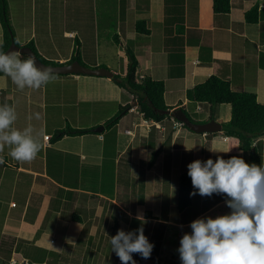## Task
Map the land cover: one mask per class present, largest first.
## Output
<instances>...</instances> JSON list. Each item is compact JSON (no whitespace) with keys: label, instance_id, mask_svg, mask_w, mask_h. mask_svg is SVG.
<instances>
[{"label":"crops","instance_id":"obj_1","mask_svg":"<svg viewBox=\"0 0 264 264\" xmlns=\"http://www.w3.org/2000/svg\"><path fill=\"white\" fill-rule=\"evenodd\" d=\"M255 6L259 21L251 24L246 13ZM8 7L20 47L33 43L41 56L58 64L78 55L87 67L108 69L121 78L132 66L131 53L137 78L164 82L165 103L175 110L190 111L195 104L188 91L211 76L230 82L237 92L248 87L264 104V0H231L228 14L215 13L213 0H8ZM139 23L146 32H139ZM66 25L75 27L66 30ZM114 76L54 75L40 89L21 90L0 73V104L15 105L14 126L22 130L31 124L42 145L31 161H17L8 147L0 149V264L12 258L38 264H122L111 251L110 238L120 229L141 227L137 214L147 221L144 232L155 245L151 257L160 258L167 226L190 229L198 218L231 211L224 196L184 220L177 198L180 177L191 162L240 155L246 161L249 154L237 139L223 132L168 130L173 116L160 122L161 129L146 127L144 121H156L144 117L138 95ZM253 78L250 87L247 81ZM128 105L119 122L106 128ZM195 106L194 114H204L196 121H208L210 108ZM220 108L214 120L223 124L231 117L223 120ZM36 112L41 119L34 118ZM100 126L103 133L54 140L60 130ZM253 147L264 162V136Z\"/></svg>","mask_w":264,"mask_h":264},{"label":"clouds","instance_id":"obj_2","mask_svg":"<svg viewBox=\"0 0 264 264\" xmlns=\"http://www.w3.org/2000/svg\"><path fill=\"white\" fill-rule=\"evenodd\" d=\"M0 73L21 90L40 89L54 79V69L37 67L33 56L25 58L18 50H0ZM34 118L41 119V114L34 113ZM17 119L15 105L0 104V149L8 147L17 161H31L42 145L31 124L22 130L14 126ZM187 167L194 188L191 195L226 194L231 211L191 222V231L182 236L178 248L182 264H264V162L249 164L243 156H217L215 160H195ZM136 219L141 227L120 229L110 238L111 251L122 264H137L134 253L149 259L155 247L145 235V218L137 214Z\"/></svg>","mask_w":264,"mask_h":264},{"label":"trees","instance_id":"obj_3","mask_svg":"<svg viewBox=\"0 0 264 264\" xmlns=\"http://www.w3.org/2000/svg\"><path fill=\"white\" fill-rule=\"evenodd\" d=\"M213 10L217 14H228L231 11V0H213ZM246 20L255 24L259 21L258 7H253L246 13ZM0 22L3 28V43L0 45V50L7 51L12 42L16 41L11 20L9 17L8 0H0ZM142 23L137 25L139 32H146L140 30ZM33 50L36 57L44 64L57 66L55 61H49L39 54L33 43L28 45ZM26 58V55H24ZM132 66L128 71L126 77L114 76V79L124 84L130 93L138 95V106L140 112L146 119L154 120L158 123L164 122L165 119H169L173 116V119L178 121L175 117L177 110L168 107L165 103L164 93L165 84L162 81H154L150 78L137 80L136 66L137 61L135 57L130 53ZM80 62L86 66L78 55L72 57L67 63ZM188 99L195 105L198 103L206 104L210 108V115L208 121H196L191 117V113L194 110L195 105L190 107V111L182 109L183 113L187 115L195 123H206L214 120L215 109L218 105H230L231 106V119L228 122L222 124L223 133L227 137L237 139L241 145V150L249 154L247 157L252 163L261 164L260 154L253 143L259 137L264 136V104H260L257 100V95L253 92H237L232 90L230 82L221 79L217 76L209 77L204 83L196 85L193 89L188 91ZM130 105L123 107L121 112L109 120L105 126L111 128L115 126L122 118V114L128 109ZM174 110L171 112V110ZM199 114V113H198ZM172 120V119H171ZM184 128H187L184 126ZM192 132V131H191ZM93 133V129L74 130L68 128L66 130H60L55 134L54 140L57 141L64 136H79L84 134ZM160 151L157 150L152 154L150 164L153 165ZM193 185L191 178L188 176V172L181 175L178 187L177 208L179 212H184L191 207L193 196ZM137 264H145V262L151 261L153 264H168L156 257H150L144 259L138 253L133 254ZM182 264L181 259L177 263Z\"/></svg>","mask_w":264,"mask_h":264},{"label":"rangeland","instance_id":"obj_4","mask_svg":"<svg viewBox=\"0 0 264 264\" xmlns=\"http://www.w3.org/2000/svg\"><path fill=\"white\" fill-rule=\"evenodd\" d=\"M28 13L30 14L29 18H31L32 14L30 13V10L28 11ZM17 18H20V13H18V14L16 13L15 19L17 20ZM1 25L2 24L0 23V29H2ZM74 27H75V25H66L65 28H66V30H71ZM16 28L18 30V25H16ZM34 32H35L34 30H32V31L29 30L28 33L29 34H34ZM60 65H67V64H60ZM142 78L146 79L144 77H142ZM253 82H255L254 78L253 79H249L247 81V83L249 84L248 86H250V87L254 86ZM244 88H245V90H248L247 92L253 91V90H249L248 87L244 86ZM239 92H241V91H239ZM220 106H221L220 109H223L222 110L223 111V113H222L223 120H227L228 118L231 117V106L230 105H220ZM194 113H196V108L195 107H194L193 112L190 114L191 117L193 118V120H197V119L201 118L202 114H203V113L201 114L200 112H199V114H194ZM172 121H173V119H172ZM168 124H170V126H168L169 127L168 130L172 129L173 122L172 123L168 122ZM181 129H183L182 133L187 131L186 133H191L193 135H203V134L193 133L188 128H181ZM170 135H171V132H170ZM165 149L169 150V145L165 146ZM246 162L251 164V161H250V159L248 157H246ZM169 176H170V174L166 173V175H165V178H166L165 179V185L167 187L166 188V192L163 189V198H164L165 201H166V198L169 195L168 194V192H169V187H168L169 186V182H168ZM193 191H194V188H193ZM224 196H226V194H213L211 197L201 196L199 194L193 196V201H192L191 207H189L188 209H186L183 212V217L185 218L184 220L192 219L194 216L199 214L200 211L207 210V208L209 207L208 205H212L213 203H215L216 201H218L219 199H221ZM209 216L215 218V217H217V212L213 213V214H210ZM190 231H191V229H180V228L174 227L173 225L167 226L166 228H164L162 230V233L164 235V236H162L163 237L162 238V241H163V247L162 248L163 249H161V251H162L161 257L158 258V259H160L163 262L168 263V264L177 263L179 261V259H180V254L178 252V248L180 247V240H181L182 236L185 233H188ZM146 263L149 264L150 262H146Z\"/></svg>","mask_w":264,"mask_h":264},{"label":"water","instance_id":"obj_5","mask_svg":"<svg viewBox=\"0 0 264 264\" xmlns=\"http://www.w3.org/2000/svg\"><path fill=\"white\" fill-rule=\"evenodd\" d=\"M20 51L23 55H31L35 58L37 67H48L54 69V75H86V76H96V77H107L113 78L114 74L108 69H92L82 65L80 62L76 61L71 64L67 65H57L51 66L44 64L41 60H39L33 50L29 47H20L15 43L12 42L11 46L7 51ZM175 117L178 121L185 124V126L196 134H216L223 132V127L221 123L217 122L216 120H212L206 123H195L193 122L183 111L178 110ZM105 127L100 126L95 128L93 131L95 133H103Z\"/></svg>","mask_w":264,"mask_h":264},{"label":"built area","instance_id":"obj_6","mask_svg":"<svg viewBox=\"0 0 264 264\" xmlns=\"http://www.w3.org/2000/svg\"><path fill=\"white\" fill-rule=\"evenodd\" d=\"M144 123H145L146 127H148V128L151 127V126H153V125L155 127L157 126L159 129L162 128V126L158 122H155V123L150 124L149 121H144ZM173 126L176 129H181V128H184L185 124L182 123V122H180V121H176V120L173 119ZM126 132L132 134V131H129L128 130ZM48 138L49 137H46V139H48ZM8 264H38V263L29 262L28 260H18V259L12 258L8 262Z\"/></svg>","mask_w":264,"mask_h":264},{"label":"flooded vegetation","instance_id":"obj_7","mask_svg":"<svg viewBox=\"0 0 264 264\" xmlns=\"http://www.w3.org/2000/svg\"><path fill=\"white\" fill-rule=\"evenodd\" d=\"M180 110V109H179ZM177 112H178V110H177ZM222 125V124H221Z\"/></svg>","mask_w":264,"mask_h":264}]
</instances>
